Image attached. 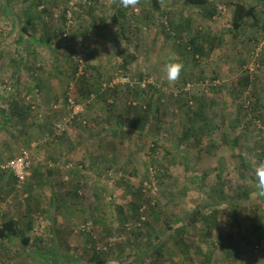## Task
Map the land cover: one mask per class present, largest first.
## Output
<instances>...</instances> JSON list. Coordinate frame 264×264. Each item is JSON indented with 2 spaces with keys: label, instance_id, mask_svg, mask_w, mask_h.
Returning <instances> with one entry per match:
<instances>
[{
  "label": "rangeland",
  "instance_id": "1",
  "mask_svg": "<svg viewBox=\"0 0 264 264\" xmlns=\"http://www.w3.org/2000/svg\"><path fill=\"white\" fill-rule=\"evenodd\" d=\"M31 2L0 0V110L10 114L15 101L28 116L0 133V227L14 219L31 240H0V264H93L96 253L106 264H264V249L255 250L264 202L254 195L253 164L264 152V108L261 119L238 114L253 98L264 107V0H211L213 19L184 0H162L160 13L151 0L135 8L44 0L38 10ZM230 2L257 4L258 26L234 32ZM197 31L221 42L196 65L178 44ZM170 55L184 65L173 86L164 72ZM246 77L250 85L236 89ZM79 79L92 86L90 99ZM182 93L181 104L205 110V123L178 107ZM130 106L151 107L145 129L132 126ZM23 149L32 175L19 189L1 166ZM135 192L140 216L125 220L118 208L128 213ZM198 207L222 211L225 247L218 236L203 244L199 225L182 236L190 251L175 235Z\"/></svg>",
  "mask_w": 264,
  "mask_h": 264
},
{
  "label": "trees",
  "instance_id": "2",
  "mask_svg": "<svg viewBox=\"0 0 264 264\" xmlns=\"http://www.w3.org/2000/svg\"><path fill=\"white\" fill-rule=\"evenodd\" d=\"M25 2H27V0H23ZM44 0H32L31 5H33L37 10L42 7ZM152 2V10L156 13H160L161 10V2L162 0H151ZM184 3L189 6V7H196V8H206V14L205 16L208 19H213L216 15H217V9L215 7V5L210 8V3L211 0H184ZM231 3V7H232V18H231V25H232V30L236 33H238L239 31L244 30L245 27L251 25L252 27L258 26V18L260 16V12L257 8V6L255 5H246V3L243 2H230ZM43 9H45L43 7ZM42 13L44 11H41ZM116 21H118L117 16L114 18ZM27 23L29 25H33L32 22V18L28 17ZM177 29L178 27L176 26V28L174 27V34L177 35ZM26 30V28H25ZM177 37V36H176ZM175 39H180V36L175 38ZM218 38L211 36L210 34H205L204 32L201 31H197L196 35L193 37H190L186 40H181V44L179 43L178 45L181 47V50L183 52H185L189 57H191L192 61H194V63L197 65L198 61L200 60V58H203L205 56H208L210 53H212L216 46L220 44L221 40L218 41ZM50 41V38L48 37V39L46 40V44H48ZM42 42H44L42 40ZM134 59H131V62ZM128 64V62L126 63ZM251 80L249 79V77L246 78H242L236 86V89H238V87L242 88V87H248L250 85ZM77 85L79 87V92H80V96L84 99H90L91 98V94L93 93L92 90V86L89 85L86 80L84 79H79L77 81ZM223 85L222 87L224 88ZM245 89V88H244ZM220 90V89H219ZM218 90V91H219ZM153 91H156L155 89H153ZM141 96L140 92H136L134 94L135 100L139 101V97ZM183 96L184 93H182L178 99H176L177 103H178V107L179 108H184L186 114H187V118L188 120H193V118L195 119H200L201 121H203L204 123L207 121L206 118V114H205V110L203 108H201L199 106H197L198 110L193 111L195 108H193V110L190 108L189 103L188 102H184V104H181L180 101H183ZM260 100L257 98H253V100L250 101V106L248 109L244 108L243 106H239V111L238 114L242 115V117L247 118L249 116V112L251 113L253 118H257V119H261L262 118V112H263V108L262 106H258ZM13 103V108L11 109L12 111L10 112V114H8V112L4 109L0 110V114L2 117V123L0 125V133L1 132H6L7 131V127L9 125H11L14 120L13 118L18 115L17 117V122L19 123H24L28 121V116L24 113L23 110H20L18 112L17 111V107H15V101H12ZM132 105V104H130ZM110 112H112V114H114V110L112 109V106L109 108ZM136 108L133 106H130L127 110L128 115L132 114V111H134ZM142 109V108H141ZM146 111L141 112L138 108L137 110H135V121L133 122L132 126L135 125L136 128L138 129H145L146 124H148V119H149V114H150V109L151 107H146L145 108ZM148 109V110H147ZM198 111V112H197ZM197 113V114H196ZM131 122V120H129ZM183 140L182 141H186L187 139V135L184 134L182 136ZM186 139V140H185ZM154 145L155 142L153 143ZM154 147V146H153ZM157 148V146H156ZM154 150V149H153ZM259 162H264V152L261 155V157L259 158ZM4 172V171H2ZM4 173H8L9 175H11V177L13 178V180L15 182H17L16 176L14 174H12L11 172H4ZM141 192H135L132 195V200L130 201L128 208L129 211L128 213H123L121 208H118L119 210V214L121 216L124 217L125 220H128L130 218H135V217H139L140 216V205L139 203L141 202ZM238 197H241L238 196ZM260 200H262L264 202V197H261ZM204 208L202 207H198L197 210H194L192 213H190L188 216H186L184 218V220L186 222L182 223V226L180 228L177 229L175 235L178 236L179 240L183 241V244L185 245V249H187L188 251H190V247L193 246V242H189L190 244L188 245L185 240L182 238V236H184L186 233L189 232L188 228H194L196 225H199V228L202 233L201 234V238H202V242L203 244H209V243H213L215 236H218V242L221 245V247H225V241H224V237L222 236V230H221V222H220V215L222 213V211L218 208V207H212V210L209 213H205L204 212ZM224 213H226L224 211ZM234 213V212H233ZM125 214V215H124ZM237 214V213H235ZM257 217V216H256ZM181 220V219H180ZM160 217L159 214H155L154 215V222L157 224L159 223ZM146 224V223H145ZM150 227L153 226V223H149L148 224ZM263 225V222L261 221V219L259 217H257V224H256V229H260V226ZM170 228H172L169 225ZM17 237H21V242H22V246L26 247L29 246L31 243L30 238L26 237L23 230L21 229V226L18 224V222L14 219H9L6 220L5 222H3L2 226L0 227V240L2 243H6L8 241H10L11 238H17ZM220 240V241H219ZM155 251H156V255L158 256L157 258L162 259L163 258V254H162V247L163 245L157 244V242L155 241ZM203 250L201 251L198 250L197 254L198 255H202ZM97 255L93 257V264H106L107 262L102 259V256L100 253H96ZM186 254H188V252H186ZM187 257V256H186ZM188 259L190 261H194L193 256H189ZM158 260V259H156ZM210 258H206L205 257V262H209Z\"/></svg>",
  "mask_w": 264,
  "mask_h": 264
},
{
  "label": "clouds",
  "instance_id": "3",
  "mask_svg": "<svg viewBox=\"0 0 264 264\" xmlns=\"http://www.w3.org/2000/svg\"><path fill=\"white\" fill-rule=\"evenodd\" d=\"M139 4V0H120V5L124 8H135ZM183 63L175 56L170 55L164 64L165 77L170 86L175 85V83L180 79L181 72L183 71ZM254 164V175L256 178V183L254 185L256 192L254 195L259 197H264V162Z\"/></svg>",
  "mask_w": 264,
  "mask_h": 264
},
{
  "label": "built area",
  "instance_id": "4",
  "mask_svg": "<svg viewBox=\"0 0 264 264\" xmlns=\"http://www.w3.org/2000/svg\"><path fill=\"white\" fill-rule=\"evenodd\" d=\"M262 46L264 47V43L262 44ZM69 102H70V108L75 109L76 107L75 102H73L72 100H70ZM79 109L80 106H77L76 110L78 111ZM31 164H32V159L29 150L23 149L21 150V152L17 157L12 158L8 162H6V164L1 166V169L4 172L7 171L14 174L17 179V187L21 189L27 183V181L30 179L32 175L30 170ZM263 249H264V241H260L255 246V250L258 252Z\"/></svg>",
  "mask_w": 264,
  "mask_h": 264
},
{
  "label": "crops",
  "instance_id": "5",
  "mask_svg": "<svg viewBox=\"0 0 264 264\" xmlns=\"http://www.w3.org/2000/svg\"><path fill=\"white\" fill-rule=\"evenodd\" d=\"M256 6H257V4H256ZM257 8H258V6H257ZM261 198V197H260Z\"/></svg>",
  "mask_w": 264,
  "mask_h": 264
}]
</instances>
